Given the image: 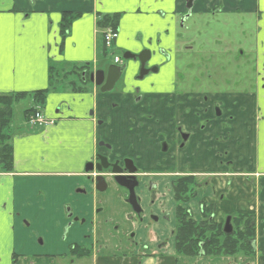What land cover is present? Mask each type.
I'll return each instance as SVG.
<instances>
[{
    "label": "crops",
    "instance_id": "0c3cea01",
    "mask_svg": "<svg viewBox=\"0 0 264 264\" xmlns=\"http://www.w3.org/2000/svg\"><path fill=\"white\" fill-rule=\"evenodd\" d=\"M115 2L121 6V0ZM166 8L165 12H168L169 9L167 6ZM117 11L120 12L113 6L112 0H0V96L49 89L51 67L69 72L85 65L92 69L100 68L97 56V16L114 14ZM64 12L81 16L73 22L64 40L63 49L60 50V22ZM159 19L157 17L156 20L159 22ZM151 21L153 26H147L148 29L150 27V33L147 29L137 32L135 27L128 24L122 25V29L120 26L114 46L120 50L142 49L148 35L154 39L159 31V24L154 25L157 21ZM81 87L85 91L64 92L53 89L40 113L54 123L35 134H17L12 138L14 170L9 173L0 171V258L13 259V237L21 238L27 246L30 242L34 243L37 237H45L52 230H58L60 235L62 226L67 221L63 217L64 223H61L59 229L57 222L62 221L64 207L71 205L76 216H93L100 221L101 226L96 228L94 235L88 240L84 239V235H92L91 231L85 228L80 230L74 226L65 241L66 245H63L64 249L60 247L52 251V256L69 254L70 244L91 248L94 264H134L136 261L139 251H132L116 240L124 236L121 232L123 224L119 230H114L117 216L112 215L115 201L119 199V204H123L120 196L107 201L105 195H95L91 184L75 177L81 174L85 162L93 157L98 139L103 137V131L106 132L109 127L107 123L97 126L98 118L105 119L106 113L111 109L110 97L100 94L94 84H82ZM236 101L239 105H247L250 100L238 96ZM253 102V109L248 114L233 109L227 111L225 117L233 116V121H229L231 127H225L224 131L218 132L224 139L229 132H234V136L229 137V145L224 147L230 152L235 145L240 142L243 144L242 151L237 155L235 152L234 157L224 160H233V170L227 164L211 170L209 167L199 169V172L206 173L209 186L199 190L197 197L186 207L191 210L196 220L201 219L200 206L204 202L216 206L217 222L224 221V214H251L256 223V257H251L250 261L264 264V177H247L245 175L250 172L243 171V167L249 164L250 156V160L257 164L260 157L264 156L263 93L259 98L253 97ZM56 105L69 107L72 116L55 113ZM90 109L95 112L94 115H89ZM113 125L116 128L122 126L118 121L111 127ZM119 140L121 141H117ZM213 151H209V157L213 155ZM238 154L244 158H236ZM210 162L211 159L204 158L201 165L210 166ZM79 187L85 188L87 195L77 194ZM92 192L94 196H91ZM172 204L174 221L160 235L162 242L167 240L164 236L168 230L172 232L175 228V204ZM101 208L102 211L98 212L97 209ZM100 213L106 214L100 216ZM24 219L31 222L27 229L23 224ZM106 221L109 223L106 224ZM112 224L114 226H108ZM171 238L169 252L166 247L158 251L152 249L151 252L158 254V257L143 259L142 263L151 264L155 261V264H181L185 258L175 257L174 238ZM44 239L46 245L47 240ZM96 239H100L97 245L93 242ZM153 241L146 243L144 240L143 243L151 245ZM48 242L52 247L61 243L60 240ZM42 256L46 255L42 253ZM186 259V264L196 260ZM198 260H206L207 264H221L223 259Z\"/></svg>",
    "mask_w": 264,
    "mask_h": 264
},
{
    "label": "flooded vegetation",
    "instance_id": "af4514ba",
    "mask_svg": "<svg viewBox=\"0 0 264 264\" xmlns=\"http://www.w3.org/2000/svg\"><path fill=\"white\" fill-rule=\"evenodd\" d=\"M159 1L167 6L169 11L159 12V31L154 39H148L140 50H122L123 61L114 58L112 63L94 69L86 65L79 72V75L76 74L81 84H92L90 81L92 73L103 70L107 73V69L112 65L124 67L119 80L110 92L102 93L100 91L101 87L96 88L102 95H115L111 92L116 89L117 84L124 78L123 87L127 91L122 92L121 99L123 102H121V107L118 104L113 107L117 109L114 112L117 115L113 116L108 122L98 118L97 126L100 127L107 123L109 127L106 132L103 131V137L98 139L93 157L85 162L81 174L75 175V177L82 178L91 184L95 190V195H105L107 201L120 196L123 204L138 216L139 222H143L148 215L149 219L156 223L159 219L155 218L152 212L146 213V208L161 214L168 203L175 204L174 187L178 179L195 178L197 195L199 190L209 186L206 173L199 172L201 169L209 167L201 165L204 158L210 159L209 151L214 150L213 155L210 156L213 158L214 167L218 166L220 168L227 164L233 170V160H227L226 162L224 160L234 157L233 153L236 152L235 155H237L244 148L243 144H240L241 142L235 145L231 152L224 148L229 145L230 138L234 136L233 131L226 135L227 140L219 135L218 132L224 131L225 127L231 125L229 121H233L232 118H225L224 116L227 111H232V109L245 114L252 111L253 108H249L250 105L248 104L239 105L236 101L238 96H243L253 102V97L259 98L262 93L264 95V92H260V87L264 86L263 37L262 41L256 36V40L249 41V47L253 53L248 58L250 63H254L253 86L256 90L193 92L190 89V86H193V78L188 73L190 62L186 61L185 71L180 66V52L193 49L191 46H183L182 44L184 36L181 34V29L185 28L189 20L210 16L213 23L220 25L221 31L216 34L215 40L208 39L200 45L203 50L212 48H218L221 51L226 50L227 52L236 50L241 51L242 55V47L248 46V38L246 37L251 35V30L255 28L249 27L248 22L253 21L256 29H264V0ZM146 29L148 30V28ZM257 31L255 35H257ZM195 39L196 37L191 41L193 42ZM125 53L134 57L126 60L124 59ZM131 73L133 80L128 78ZM123 104H125V107ZM258 108L261 109V107ZM94 113L93 111L92 115ZM223 118L225 119L223 120ZM226 119H229V121L227 122ZM117 121L122 126L116 128L113 125L111 127ZM261 122L263 120L260 121V124ZM118 139H121V141H117ZM193 147H196L200 154L192 162L194 155L190 153V150ZM238 155L239 157L236 156V158H244L243 155ZM250 158H248V166L243 167V171L250 172L245 176L264 177V156L260 157L258 164ZM87 167L93 170L86 172ZM116 174L135 178L137 186L134 187V191L137 205L133 206L130 203L129 190L120 187L114 181ZM215 175L213 174V176ZM213 176L212 178H214ZM98 177L104 180L105 186H103V181L95 182ZM133 182L135 181L128 180L130 184ZM103 187H105V190L100 191ZM76 192L77 194L87 195V190L83 187L77 188ZM94 192L91 193V196H94ZM97 211L101 212L102 208L97 209ZM61 217L62 221L57 222V229H59L61 223H64V218L67 222L63 224L60 235L55 236L53 230H50L51 232L46 231L45 237H37L41 243H45L44 238L46 240L49 238L52 242L61 241L64 234L63 230H66L63 236L64 240H67L74 226L80 228V230L85 228L87 231H91L92 235H84V239L88 240L92 238L96 228L101 226L100 221L94 219L93 216L90 218L76 216L71 205L64 207ZM25 222H27L26 227L29 228L31 222L29 220ZM105 223L107 224L109 221ZM23 224L25 223L23 222ZM120 226L118 224L114 227V230H119ZM124 233L127 237L126 244H124L122 238L116 240L117 243L124 244L132 251H139L134 264H144L142 263L143 259H154L155 253L151 252L152 249L158 251L165 247L167 243L162 242L160 236H155L153 239H149V243L154 240L153 244H145L143 239L139 241L135 237L136 233ZM93 242L97 245L100 239L93 240ZM69 253L78 260L92 259L93 256L91 248L77 245H71ZM63 255L67 256L68 254Z\"/></svg>",
    "mask_w": 264,
    "mask_h": 264
},
{
    "label": "rangeland",
    "instance_id": "374dc122",
    "mask_svg": "<svg viewBox=\"0 0 264 264\" xmlns=\"http://www.w3.org/2000/svg\"><path fill=\"white\" fill-rule=\"evenodd\" d=\"M101 0H99L100 2ZM113 6L117 9L120 10V12L117 11V13H121L122 18L120 22L121 29L123 28L122 25H132L133 27L136 28L137 32H143L146 30L147 26L150 25L153 26V23L151 19L157 21L154 25L158 24L157 17L160 14V11H166L165 9L166 6H164L159 0H121V6L117 5L115 0H112ZM160 2V3H159ZM210 19L212 17L210 16H203V17H198L196 19L189 20L186 23V26L184 29H181V34L184 36L182 40L183 46H191L193 49L191 51H185L183 50L180 52L181 56V62L180 66L183 68V71L186 70V61L190 62L188 67H189V74L192 75L193 78V86H190V89L193 90V92H203L207 91L212 93L213 91L219 92V91H233V90H256V88L253 86L254 82V63L249 62V55L253 53L250 50L249 47V41L256 40L255 36L258 37L260 41H262V37L264 38V29H256V26H254L253 21L248 22L249 27H255L251 30L252 34L248 35L246 38H248V46L247 47H242L243 54L241 55V51H231L227 52L226 50L221 51L218 50V48H212V49H204L200 46L203 44L205 40L212 39L215 40L216 34L221 31L220 25L217 23H213ZM246 22V21H245ZM247 23V22H246ZM245 23V26H246ZM129 26V27H132ZM150 27L148 30H150ZM261 27V26H258ZM97 29V28H96ZM251 29V28H250ZM256 29V30H255ZM180 31L179 29H177ZM258 30V31H257ZM120 31V28H119ZM118 31V33H120ZM257 31V35H255V32ZM151 30L148 32L150 33ZM134 33V32H131ZM195 41H191L193 38H195ZM152 37L150 34L147 37L148 39H151ZM245 39V38H244ZM97 42H98V60L100 61L99 66H106L112 63L114 61V58H118L121 61H123V55H122V50L118 49L114 45L108 49L106 56H101L100 52L103 50V39L100 34L97 36ZM189 44V45H188ZM213 44V43H210ZM248 58V60H247ZM187 62V64H188ZM67 73L65 80L62 82V84L54 87L55 90L58 91H72L73 86L71 85L72 81L77 85L76 87L82 86V84L79 81V77L76 74H72V71H66ZM211 76V77H209ZM128 78H132L133 76L132 73ZM124 79V78H123ZM123 79L117 84L116 89L111 92L115 95H109L105 94V96H110L111 99V109L108 113L105 115V119H102V121H110L113 116L117 115V113H114L115 108H113L116 104L120 105L121 107V102L123 100L121 99L122 92L127 91L123 87ZM252 89H251V88ZM261 90L260 92H264V86L260 87ZM263 88V90H262ZM53 90L49 92L51 94ZM240 92V91H239ZM101 94V92L99 91ZM48 94V96H49ZM53 94V93H52ZM47 96V98H48ZM52 96V95H51ZM54 100V98H53ZM49 101V100H48ZM47 102V100H46ZM130 103V102H129ZM254 102L248 101L247 104L250 105L249 108L252 107ZM47 104V103H46ZM33 101L31 97H28L19 103H17L14 106V118H13V128L11 131V135L13 138L17 134L21 135H28V134H35L36 132L45 130L46 127H36L32 128L25 118V111L28 110L30 107H32ZM125 107V104H123ZM245 105V104H243ZM60 107V109H59ZM37 109H42L41 107H37ZM31 114L34 115L38 110ZM55 113H60L63 115L67 116H72V112L69 111V107L63 108L62 106L56 105L54 108ZM89 115L93 113V110L90 109L88 111ZM225 117V116H224ZM232 118L233 116L228 115L225 118ZM29 118V117H28ZM229 121V119H226ZM52 125L54 123L53 120H49ZM48 125V126H49ZM35 147H37V144H35ZM190 153L193 154V159L192 162L195 161L199 154L200 151L196 147H193L190 150ZM259 153V149L257 148V154ZM190 154V155H191ZM189 155V156H190ZM259 155V154H258ZM239 157V155H238ZM248 157V156H247ZM211 159V164L208 169H213V158L209 157ZM262 158V157H261ZM260 158V159H261ZM170 199V198H169ZM172 202L168 203L165 206V209L162 210L164 212V215L161 213H155V210L146 208V213L149 214V212H152L155 216V218H158L159 221L152 222L151 219H149L148 215L146 216L145 220L143 222L138 221V216L133 213L128 206L124 204H119V199H117L114 203V209L112 215L117 216V223L118 224H123L122 225V233L123 237L122 240L125 242L124 244L127 243V237L125 236V231L131 232V234L136 233L135 237L139 241L143 242L145 240L146 243L149 242V239H153L155 236H160L165 228L167 229L169 227V223L171 221H174V215L173 211L171 210L172 207ZM106 214V213H104ZM103 213L99 214L100 216L104 215ZM224 221L230 215L224 214ZM145 217V216H144ZM99 218V217H98ZM166 218V219H165ZM26 220L24 219L23 222L24 227L27 229V225L25 222ZM116 224L115 226H118ZM108 226H114L108 225ZM114 226V227H115ZM124 230V231H123ZM65 235V231L63 230ZM171 231L170 229L166 233L167 235L164 236L167 240L166 243V248L167 252L170 251L171 249V243H172V238H171ZM58 230L55 232V236H57ZM62 236L61 243L56 244L53 247L51 244L48 242L50 241L49 238H47V244H43L40 242V239H35V242H30L27 246L24 244L23 240L21 238H15L13 237V259L8 260L7 258L3 257L0 258V264H94L93 260L91 258L89 259H83V260H78L76 257L70 255V253L65 256H52V251H56L58 248H63L66 245L64 240V237ZM32 243V244H31ZM253 248L254 252L256 249V239L253 241ZM64 245V246H63ZM68 244V248L70 249L71 245ZM42 253H44L46 256H42ZM41 255V256H36V255ZM154 256V255H153ZM158 254H155L154 258H157ZM175 257L177 258L178 256ZM251 257H256L251 256ZM250 256H245L243 254L238 255L236 257H218L214 259H223L221 261L222 263H229V264H259V262L253 263ZM181 258V257H178ZM204 258V257H203ZM205 259V258H204ZM207 260V259H206ZM205 261H200L198 259L194 260L195 262L191 261V264H207ZM209 260H213L209 259ZM157 261V259H156ZM187 259L185 258L184 261L181 264H186ZM156 262L153 261L151 264H155Z\"/></svg>",
    "mask_w": 264,
    "mask_h": 264
},
{
    "label": "trees",
    "instance_id": "16d2710c",
    "mask_svg": "<svg viewBox=\"0 0 264 264\" xmlns=\"http://www.w3.org/2000/svg\"><path fill=\"white\" fill-rule=\"evenodd\" d=\"M81 15L64 12L60 22V36L62 42L60 50L63 49L64 40L69 34L73 22ZM122 15L98 14L96 28L103 39V33L107 29L118 31ZM108 49L103 39V50L101 56H106ZM86 67L73 70L72 74H78ZM67 73L57 67L50 68L51 87L31 93L23 92L12 95L0 96V171L13 172L14 151L12 146L11 131L13 128L14 106L20 101L31 97L33 106L25 111V118L33 114L37 107H44L47 96L55 85L62 84ZM73 91L83 92V87L72 81ZM76 85V86H75ZM175 228L171 235L174 238V251L181 258L198 259L201 257L214 259L218 257H236L238 255L254 256L253 241L256 239V226L251 214L242 213L231 215L233 232H224L225 221L217 222L215 215L217 208L212 203L204 202L201 205V219L196 220L194 214L186 207V204L197 197V184L195 178H180L175 184ZM177 257V258H178Z\"/></svg>",
    "mask_w": 264,
    "mask_h": 264
},
{
    "label": "water",
    "instance_id": "95a60500",
    "mask_svg": "<svg viewBox=\"0 0 264 264\" xmlns=\"http://www.w3.org/2000/svg\"><path fill=\"white\" fill-rule=\"evenodd\" d=\"M132 57H134V56L130 55L128 53H125V55H124V59H126V60L129 58H132ZM123 70H124V67H116V66L112 65L107 69V73L104 70L92 73L90 81L96 87H101L100 91L102 93H107L113 89L115 83L119 80ZM105 74H106V78H105ZM91 170H93V169L88 168V167L86 168V172L91 171ZM113 173L115 174L116 172L114 171ZM128 180L135 181V182L130 184V183H128ZM99 181H103L102 182L103 186H105L104 180L101 177H98L95 180V182H99ZM114 181L120 187L129 190V192H130V200H129L130 203L133 206L137 205L136 195H135V191H134V187L137 186V182H136L135 178L134 177L119 176L116 174L114 176ZM104 190H105V187L100 189V191H104ZM224 232L226 234H231L233 232L230 217H228L226 222H225ZM253 246H254V244H253Z\"/></svg>",
    "mask_w": 264,
    "mask_h": 264
},
{
    "label": "built area",
    "instance_id": "2783aa9c",
    "mask_svg": "<svg viewBox=\"0 0 264 264\" xmlns=\"http://www.w3.org/2000/svg\"><path fill=\"white\" fill-rule=\"evenodd\" d=\"M118 33L112 29H107L104 32V40L106 47L110 48L113 42L117 39ZM29 125L32 128L36 127H47L51 122L48 119H45L39 112L31 115L29 118Z\"/></svg>",
    "mask_w": 264,
    "mask_h": 264
}]
</instances>
